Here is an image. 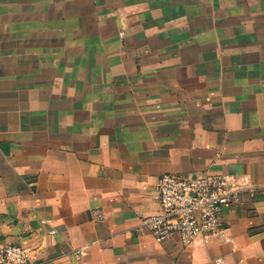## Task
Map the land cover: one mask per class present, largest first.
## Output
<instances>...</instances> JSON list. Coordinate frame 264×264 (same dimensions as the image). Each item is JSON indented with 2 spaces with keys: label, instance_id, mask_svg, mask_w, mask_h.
<instances>
[{
  "label": "crops",
  "instance_id": "1",
  "mask_svg": "<svg viewBox=\"0 0 264 264\" xmlns=\"http://www.w3.org/2000/svg\"><path fill=\"white\" fill-rule=\"evenodd\" d=\"M205 171L247 187L222 236L138 225L159 175ZM13 243L44 264H264V0H0Z\"/></svg>",
  "mask_w": 264,
  "mask_h": 264
},
{
  "label": "built area",
  "instance_id": "2",
  "mask_svg": "<svg viewBox=\"0 0 264 264\" xmlns=\"http://www.w3.org/2000/svg\"><path fill=\"white\" fill-rule=\"evenodd\" d=\"M246 189L228 172H166L157 177L152 191L159 211L142 216L138 225L158 242L173 236L183 246L197 238L207 242L223 235L222 209L239 203ZM55 232L53 228L48 230L49 234ZM36 251L23 244H7L0 250V264H44L35 256Z\"/></svg>",
  "mask_w": 264,
  "mask_h": 264
}]
</instances>
